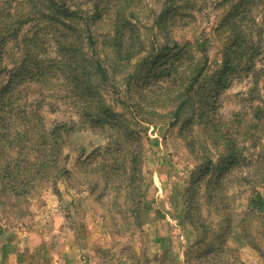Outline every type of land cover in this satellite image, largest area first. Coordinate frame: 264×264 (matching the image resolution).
<instances>
[{
    "label": "rangeland",
    "instance_id": "rangeland-1",
    "mask_svg": "<svg viewBox=\"0 0 264 264\" xmlns=\"http://www.w3.org/2000/svg\"><path fill=\"white\" fill-rule=\"evenodd\" d=\"M122 1L146 47L130 62L118 59L111 43V18ZM256 2L243 29L262 51L255 65L263 72L264 99V1ZM175 9L180 16L163 30L161 16ZM227 12L223 0H0V35L18 30L0 45V91L12 68L27 65L2 100L1 130L19 132L21 155L33 171L41 162L47 168L26 196L0 206V264H264V211L251 201L257 191L264 195V114L257 117L256 102L248 99L254 75H236L218 95L215 131L197 119L183 128L193 106L178 118L174 80L160 76L172 61L159 57L160 45L169 43L176 53L190 42L197 60L199 41L209 57L208 83L232 49L229 27H220ZM21 19L29 20L18 27ZM71 26L93 33L95 50L84 47L86 71L98 57L108 74V81L85 76L96 95L79 96L78 82L63 73L56 38ZM150 59L158 60L152 69ZM87 97L119 115L93 125L80 114ZM191 100L196 104V95ZM58 123L72 128L59 130L55 155L49 143L33 139L45 135L54 144L46 135ZM220 132L234 138L241 155L231 168L219 158L225 150L216 139ZM97 149L101 156H94ZM53 155L68 173L49 168ZM210 156L217 165L208 170Z\"/></svg>",
    "mask_w": 264,
    "mask_h": 264
},
{
    "label": "trees",
    "instance_id": "trees-1",
    "mask_svg": "<svg viewBox=\"0 0 264 264\" xmlns=\"http://www.w3.org/2000/svg\"><path fill=\"white\" fill-rule=\"evenodd\" d=\"M262 1L264 0H258V2ZM255 2L256 0H223V3L228 4L229 12L226 13L220 27H229L233 38L231 42L232 49L225 54L222 67L211 76L208 83L204 82L206 72L209 69V57L207 55L206 44L204 45V43L196 41V46H198L197 51L201 54L197 60L194 57V54H192L190 42H186L183 45L179 44L180 46H178L179 49L176 53L168 51L172 49L168 42H166L168 45L159 46L161 49L159 57L165 56L172 60L169 66L160 71V76L167 77L168 82H173L174 80L176 86L175 91L178 93L177 98H181V101L178 103L179 105H177V117L180 118L181 113L183 114L189 102L193 106V113L196 114V116L193 114L188 118L183 128L187 127V124H190L197 119L204 123V130L214 127L215 131V127L218 125L214 122L213 114L216 109L217 97L223 89L230 85L236 75L241 76L243 73H252L254 75V86L250 89L248 99L256 102L257 106L255 108L257 110V117L260 118L261 115L264 114V107L262 108L261 106L264 99L260 95L259 88V83L263 78V72L262 69H256L255 65V59L262 54V51L260 50L259 44H255L252 40V34L245 32V29H243V20L246 17V14L252 12ZM58 3L57 1H53L52 5L59 6ZM123 3L124 1L117 5L118 7L115 9V15L111 18L112 20H115V34L112 39L113 42L111 43L113 44L117 58L123 62H130L135 56L143 52L146 47L145 43L141 40V37L138 34L134 35L135 30L133 29V24L124 15ZM180 14L181 13L178 9H175L174 12L167 10L165 12V17L161 16V28L166 30L168 22H174L176 17H179ZM27 20L29 19L17 20V24H19L18 27H21ZM70 28V31L62 32L60 36L56 38L58 51L64 56L63 59L65 62L62 67L64 70L63 73L68 74V76L73 79V82H78L76 85L79 88V96L85 97L87 95H96V88H93L90 85L85 79V76L89 75L91 78L99 76V81H108L109 77L102 61L98 57L92 61L89 71H86V68L83 66L87 60V57L84 56V54H86L84 52V47L87 46L88 50H91L92 52L95 50L94 48L96 45L93 33L91 32L90 27L84 30V32L76 31L78 29L73 26ZM126 28L130 29L128 37H126ZM259 30L261 32L263 27L259 28ZM17 31L18 30H13L12 33L10 30L4 31V34L0 35V45L7 43L9 36L15 35ZM123 49L125 50L123 51ZM0 51L2 52V50ZM1 52L0 72L2 70ZM34 55L36 54H30V59ZM185 56L187 57L185 58ZM148 62L149 65H147V68L152 69L156 66L158 60L150 59ZM24 70H27V65H20L11 69V79L8 85L0 91V109L4 108L3 105L5 103L2 100L5 98V94L9 91V87L14 83L20 82L18 76L21 75ZM35 76V73L29 72L27 78L33 80ZM193 95H196V104L191 100ZM80 114L82 115V118H88L95 126H97V124L100 126L105 122H111V117L119 115V113H113L112 107L106 106L101 101L95 100L92 97H87V102L82 106ZM1 118H3V116L0 114V124ZM117 123L119 122L115 121L114 123H111V125L115 126ZM65 126L68 127L66 130L72 128V126H68L67 123H58L46 135L53 139L54 144L52 141L45 140V135H40L38 139H33L35 140L34 144L38 140H42L39 144L44 145L49 143V152L58 155L60 153V146L58 144L59 130L61 127ZM217 129L219 132V128ZM8 130L11 131L12 129ZM225 138L227 139L225 140ZM216 139L224 142L225 150L222 152V156L219 157L221 158V162L225 161L226 165H229L230 168L233 167L241 157L237 150L233 149L232 144L234 138L232 136L226 137V135L220 132ZM22 142V138H20L18 131L11 134L4 131V128L1 130L0 125V206H6L7 204L11 205L13 204L12 201H16L19 198L26 196L34 185L37 176L44 175L47 170V168L43 169L44 162H41L40 164L42 165L33 171L32 161L27 156L21 155ZM202 147L204 148L202 150H206L205 146L202 145ZM28 149L31 150L33 148ZM94 153V156H101L98 149L95 150ZM137 154L138 153L134 150L130 153V168L135 169V166L138 163ZM209 164L210 165L207 167L208 170L209 167L217 165L212 162V156L209 157ZM49 168H54L57 174H65L69 172L66 167L58 163V158L56 156L54 157V155L52 158V167L49 166ZM208 170H206V172H208ZM251 201L253 207L258 212L264 211L263 193L257 191Z\"/></svg>",
    "mask_w": 264,
    "mask_h": 264
}]
</instances>
